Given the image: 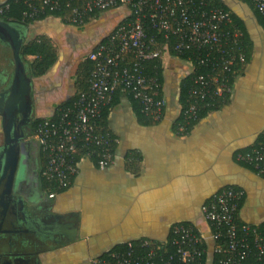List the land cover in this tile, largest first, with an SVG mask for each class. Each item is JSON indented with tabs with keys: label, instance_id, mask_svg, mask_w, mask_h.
I'll return each instance as SVG.
<instances>
[{
	"label": "crops",
	"instance_id": "crops-1",
	"mask_svg": "<svg viewBox=\"0 0 264 264\" xmlns=\"http://www.w3.org/2000/svg\"><path fill=\"white\" fill-rule=\"evenodd\" d=\"M218 2L244 25L252 51L231 99L180 136L174 128L178 91L189 68L179 57L166 58L164 119L141 121L133 102L121 96L108 117L119 138L115 163L101 169L85 159L71 187L54 198L40 186L42 149L33 137V123L54 118L59 105L81 90L79 66L127 8H110L82 26L49 16L21 29L22 44L45 36L57 49V61L43 76H32L24 62L26 91L15 82L12 48L0 37V161L3 121L12 134L19 128L24 132L13 191H0V264H94L128 241H166L176 223L208 236L211 226L201 208L224 187L244 193L240 221L264 223V176L236 158L258 142L264 128V19L247 0ZM24 143L27 154H21Z\"/></svg>",
	"mask_w": 264,
	"mask_h": 264
},
{
	"label": "built area",
	"instance_id": "built-area-1",
	"mask_svg": "<svg viewBox=\"0 0 264 264\" xmlns=\"http://www.w3.org/2000/svg\"><path fill=\"white\" fill-rule=\"evenodd\" d=\"M24 1L29 8L26 18L47 10L61 11L65 6V18L73 25L86 24L96 12L127 8L123 19L88 54L94 67L87 90L80 91L72 105L58 107L54 118L40 120L34 129L33 137L47 153L42 175L60 189L71 187L85 159L96 157L101 169L115 163L119 138L103 123L102 112L117 91L136 100L152 121L164 119L167 99L163 84L157 64L153 73L147 72L148 62L159 59L163 65L166 58L187 53L181 59L189 68L185 76L195 74L187 105L180 106L182 121L176 124L180 136L202 120V110L208 111V116L232 97L237 66L247 64L244 32L218 0ZM251 1L264 16V0ZM9 6L1 5L0 14ZM202 69L205 72H200ZM259 136L254 146L238 152L236 158L264 174V128ZM48 195L54 198L57 193L50 191ZM243 196L239 189L224 187L202 206V219L211 226L208 236L193 225L176 223L171 230V252L166 250L167 240L144 238L128 241L122 251L109 253L108 258L97 257L93 263L202 264L203 256L210 253L220 256L218 264H264V226L240 221Z\"/></svg>",
	"mask_w": 264,
	"mask_h": 264
},
{
	"label": "trees",
	"instance_id": "trees-1",
	"mask_svg": "<svg viewBox=\"0 0 264 264\" xmlns=\"http://www.w3.org/2000/svg\"><path fill=\"white\" fill-rule=\"evenodd\" d=\"M60 1L61 2H65V0H60ZM247 1L252 3L251 0H247ZM6 3L10 4L9 9L4 11V13L0 14V19H2V20L13 19L14 20V24L17 25L20 29H23V28L26 29L34 21L44 20V19L48 18L49 16L55 17V18H60L64 22L69 23L67 21V19L65 18L66 17V13H67L66 12L67 9H66L65 6H64L63 10H61V11H50V10H47L44 14H41V15L35 17V18H26L24 16V13L29 8H28L27 3L24 0H18V1L17 0H6L3 3H0V6L3 5V4H6ZM252 5H253V3H252ZM99 13L100 12H96L94 17H96ZM256 13L262 20L264 19V16L261 15L259 13V11L256 10ZM236 22L238 23L237 25H239L241 27V29L243 30V32H244L245 44H246V48H247V63H248L250 61L251 56H252L251 55L252 54L251 53L252 52L251 51V45H250L248 33L246 32V29L244 28V25H242L238 21H236ZM263 24H264V22H263ZM78 26H82V25H78ZM149 32H151V30H149ZM20 52H21V57H22L23 61L25 62V64L29 68L30 74L32 76H34V77H40V76L45 75L49 71V69L57 61V49L54 46L53 42L49 38H47L45 36H38V37L33 38V39L29 40V41H25L22 44V46H21V51ZM30 57H31V59H30ZM186 57H187V53L186 54H182V55L179 56L180 59H185ZM155 64H157L158 75H159L160 80H161V82L163 84L164 83V75H163L164 66L162 65V61L161 60L155 59V60H153L151 62H148L147 65H146L147 66L146 70H147L148 73H153V71H154L153 70V66ZM246 66H247V64L237 66V68L239 70H238V72L236 74L237 76L236 75L233 76V79H232L233 86L235 84L236 77H238L241 74H243V72L245 71ZM79 67L80 68H79V72H78V77H79V82L81 84V88H80L81 90H79L77 92V94L73 98H71L67 102H64L61 105H59V107L60 106L66 107V106L72 105V103L74 102V100L78 96L79 92L83 91V90H87L88 85H89V79H90V76L92 74V70H93V67H94V63L90 59H85L81 63V65ZM200 72H205V70L202 69ZM194 74L185 76L181 80V83L179 84V91H178L179 92V94H178V96H179V104L183 108H185L186 105H187L186 104V98L188 96V91L190 90V88L193 85L192 76H194ZM121 96H123V95L120 93V91H117L115 93V95L113 96V100H112L111 104L109 106H107V107H104L103 112H102V121L106 125H108V117H109V114L111 112L112 107L114 106V104L116 102H118L120 100ZM123 97H125V96H123ZM126 98L130 99L133 102L134 110H135L137 116L139 117V119L141 121H143L145 123H154L155 122V121H152L151 119H149L141 111V107H140V105L138 104V102L136 100H134L132 97H126ZM230 99H231L230 97H227V100L221 102V104L223 105V104L227 103ZM207 113H208V111L202 110L201 113H200V118L204 119L205 117H207ZM40 120H42V119H40ZM40 120H36L33 123V128L34 129H35L36 125L39 123ZM181 121H182V117H181V113L179 112V116H178L177 120L174 122L175 130H176V124L181 122ZM196 123H198V122H195L192 125V127ZM192 127H191V129H192ZM118 143L115 145V148L117 147ZM135 155L129 153L128 156L135 157ZM79 156L80 155L76 156L77 160H80ZM40 159H41V166H40V172H39V181H40L41 189L43 191H55L56 193L66 191L67 190L66 188H62V189L58 188L56 186L55 182L48 180L45 176L42 175V169L45 166V163L47 161V153L42 151ZM88 160L91 161L96 166H98L96 157H92V158H90ZM247 166L252 168L254 171H256L252 166H249V165H247ZM260 175L264 176V174H260ZM74 177H73V179H74ZM73 179H72V182H73ZM186 224H188V223H186ZM263 226H264V223H263ZM171 238H172V232L170 234V237L167 239L168 243L166 245V248H167L166 250H168L169 252H171L173 250V246H172V244H170L171 243ZM155 242H160V241H155ZM125 247H126V243L125 244L116 245L115 247H113L112 249L106 251L105 253H103L99 257L100 258H108V254L109 253L117 251V250H121L122 251L123 249H125ZM219 259H220L219 255H214V254H210L209 253V254L203 256L202 264H207V263L218 264L219 263Z\"/></svg>",
	"mask_w": 264,
	"mask_h": 264
},
{
	"label": "water",
	"instance_id": "water-1",
	"mask_svg": "<svg viewBox=\"0 0 264 264\" xmlns=\"http://www.w3.org/2000/svg\"><path fill=\"white\" fill-rule=\"evenodd\" d=\"M0 37L12 48L15 61V82H21L23 85L22 91H26L25 89L29 86V77L20 52L22 46L21 29L14 24L13 19H0ZM3 129L4 141L2 159L0 161V172L2 171L0 191L9 194L13 191L20 156V140L24 137V132L22 128H19L16 134H12L5 121H3Z\"/></svg>",
	"mask_w": 264,
	"mask_h": 264
},
{
	"label": "flooded vegetation",
	"instance_id": "flooded-vegetation-1",
	"mask_svg": "<svg viewBox=\"0 0 264 264\" xmlns=\"http://www.w3.org/2000/svg\"><path fill=\"white\" fill-rule=\"evenodd\" d=\"M27 147H28V145H26V143H24V144L22 145V148H21V154H27V153H28V151H27Z\"/></svg>",
	"mask_w": 264,
	"mask_h": 264
},
{
	"label": "rangeland",
	"instance_id": "rangeland-1",
	"mask_svg": "<svg viewBox=\"0 0 264 264\" xmlns=\"http://www.w3.org/2000/svg\"><path fill=\"white\" fill-rule=\"evenodd\" d=\"M207 264H211V263H207Z\"/></svg>",
	"mask_w": 264,
	"mask_h": 264
}]
</instances>
